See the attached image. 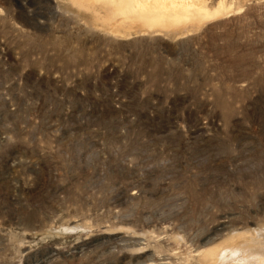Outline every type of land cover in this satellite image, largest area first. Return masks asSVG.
I'll use <instances>...</instances> for the list:
<instances>
[{"label": "rangeland", "instance_id": "rangeland-1", "mask_svg": "<svg viewBox=\"0 0 264 264\" xmlns=\"http://www.w3.org/2000/svg\"><path fill=\"white\" fill-rule=\"evenodd\" d=\"M225 3L151 30L0 0V264H202L264 228V0Z\"/></svg>", "mask_w": 264, "mask_h": 264}, {"label": "bare ground", "instance_id": "bare-ground-1", "mask_svg": "<svg viewBox=\"0 0 264 264\" xmlns=\"http://www.w3.org/2000/svg\"><path fill=\"white\" fill-rule=\"evenodd\" d=\"M110 1L120 16L142 22L151 30L195 19L214 18L229 9L225 0H220L212 8L208 0ZM247 237H249L247 242L239 243V240ZM200 261L202 264H264V228L256 230L254 235H243L238 239H229L224 245L220 243L204 249L200 253Z\"/></svg>", "mask_w": 264, "mask_h": 264}]
</instances>
